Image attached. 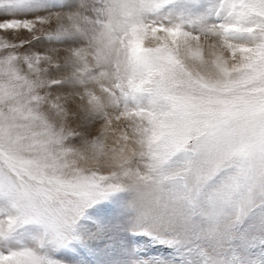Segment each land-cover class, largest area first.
<instances>
[{"label":"snow or ice","instance_id":"6c2138e0","mask_svg":"<svg viewBox=\"0 0 264 264\" xmlns=\"http://www.w3.org/2000/svg\"><path fill=\"white\" fill-rule=\"evenodd\" d=\"M0 264H264V0H0Z\"/></svg>","mask_w":264,"mask_h":264},{"label":"rangeland","instance_id":"374dc122","mask_svg":"<svg viewBox=\"0 0 264 264\" xmlns=\"http://www.w3.org/2000/svg\"><path fill=\"white\" fill-rule=\"evenodd\" d=\"M147 42V41H146Z\"/></svg>","mask_w":264,"mask_h":264}]
</instances>
